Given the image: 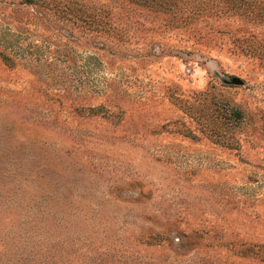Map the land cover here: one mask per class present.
I'll return each mask as SVG.
<instances>
[{"label": "rangeland", "instance_id": "1", "mask_svg": "<svg viewBox=\"0 0 264 264\" xmlns=\"http://www.w3.org/2000/svg\"><path fill=\"white\" fill-rule=\"evenodd\" d=\"M231 1L0 0V264H264V0Z\"/></svg>", "mask_w": 264, "mask_h": 264}, {"label": "trees", "instance_id": "2", "mask_svg": "<svg viewBox=\"0 0 264 264\" xmlns=\"http://www.w3.org/2000/svg\"><path fill=\"white\" fill-rule=\"evenodd\" d=\"M138 1L146 4L147 6L158 7L164 10H170V8L173 5L172 3H174L173 0H138ZM231 2L233 3V7L238 6V4L234 3L235 1L232 0ZM24 3L32 7L33 9L32 15L37 16L36 14H39L38 17L44 18L46 21L47 20L52 21V19L50 18L51 13H54V14L62 13L63 14L62 18L66 17L65 13L67 11L74 13L76 17H82V16L87 15L88 13L84 4L81 3V0H24ZM243 5L244 4H241L240 7ZM39 8H42L43 10H40ZM90 15L93 17L95 21L101 22V20H99L96 17V16H99V14L95 15L94 13H90ZM95 21H92V22H95ZM98 25L100 24L98 23ZM7 57L8 56H6V58L4 59L5 60L8 59ZM227 111H229L228 119L230 121L235 122L237 124L238 120L243 119V112L241 111V109L234 108V107H227Z\"/></svg>", "mask_w": 264, "mask_h": 264}]
</instances>
